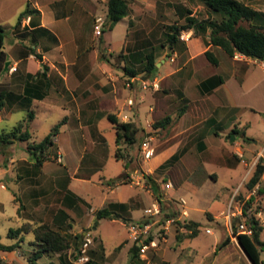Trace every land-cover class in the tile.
Wrapping results in <instances>:
<instances>
[{
    "label": "crops",
    "instance_id": "1",
    "mask_svg": "<svg viewBox=\"0 0 264 264\" xmlns=\"http://www.w3.org/2000/svg\"><path fill=\"white\" fill-rule=\"evenodd\" d=\"M98 1L28 0L35 12L22 21L21 28L25 29V34L21 37H18V34L14 35L16 41L10 50L4 47L7 63L1 72L0 91L9 90L30 97L29 108L35 112V118L36 111L33 109L35 105L45 108L47 105H59L66 111L63 125L65 128L61 129L54 139L62 164L54 175L46 176L43 173V168L50 160L44 162L41 167H37L24 151L17 153L12 150L9 154L8 163L18 172L17 181L21 186L20 194L24 201L21 214H18L19 204L16 203L18 217L23 218L25 222L44 223L49 220L48 216L51 212V221L54 224L57 222L63 228H73L76 231L72 222L88 217V223L81 227L93 226L92 221L95 222L97 210L110 203H124L127 205L126 214L131 218V223L148 219L145 214L138 219L134 217L135 210L145 207V193L125 197L118 191L121 184H128L131 188L137 186L145 190L143 186L134 182L129 183L124 179L116 182L107 181L102 186V190L107 194L102 197L98 207L87 203L71 189L74 182L91 180L93 173L102 170L105 160L111 156V149L105 135L106 128L101 127V123L108 121L114 129L109 119L111 114L116 115L120 121L134 122L139 127L137 140L140 138L141 131L140 115L146 114L149 130H145L147 133L142 137L141 143L149 138L156 141L162 136V140L156 144L157 152L154 154L156 156L159 153V156L149 168H145L140 158H132V162L121 158L124 163L121 176L134 172L144 173L150 177V179L147 178L149 190L145 191L152 197V204L159 200V182L165 179L166 173H173L180 163H184L187 167L185 168L187 173H192L191 186L195 190L200 189L209 177L217 180L219 178L217 169L236 168L239 158L234 154L237 150L235 151L232 143L235 141L241 143L239 149L242 153H249L250 160L244 163L247 173L241 176L240 181L245 185L253 173V170L250 172V167L256 157L264 152V147L261 149L256 147L259 141L248 136L247 129L250 127V122H243L241 116L248 109L254 112L260 111L253 108L248 100L247 96L254 91V88H245V82L257 67L264 71V61L248 56L244 59H235L221 47L209 44L210 31L202 29L184 30L183 32L191 34L190 41L186 42L180 38L179 43L173 47L167 42L166 32L164 33L165 42L159 47L147 46L148 42L137 43L134 50L123 52L127 46V33L120 55L115 54L111 46H106L101 38L106 29L105 25L100 37L96 36L95 28L94 37L91 39L84 33L85 22L95 24L96 18L102 16L98 13ZM239 1L264 12V0ZM178 9L189 10L184 7H178ZM102 17L106 19L107 13ZM127 17L121 21L128 20ZM129 25L128 23V28ZM97 39H100L99 43ZM167 48L172 51L163 53ZM105 50L109 51L108 56ZM207 51L212 52L216 63L209 59L206 55ZM150 53H154L156 57L157 70L153 73L143 69L146 56ZM12 67L15 69L12 70ZM128 69L135 70L137 75L132 76ZM218 77L224 79L221 84L214 86L211 90L205 88L203 82ZM145 81L150 84L158 81L159 87L149 86L145 89L143 87ZM260 82L264 85V77L260 78ZM184 99L188 102L181 117L164 133L155 130L153 124L166 115L176 114ZM29 108L21 105L20 102L12 101L0 111V122L10 119L17 111H25ZM235 128L244 130L246 136L252 139L253 145L246 147L245 143L248 142H245L242 136V140H239L240 136H236L235 141H232L234 133L230 138L229 136ZM227 138L232 143H229ZM61 140L72 147L73 155L65 154V150L59 145ZM17 142L19 141L14 144ZM116 146L118 148L117 133ZM124 146L127 145H120V147ZM131 149L134 151L135 148ZM163 150L165 153H161ZM117 159L120 160V158ZM201 164L211 169L202 171ZM5 166H7L6 162L0 163V169ZM163 171L166 173L164 174ZM172 181L165 179V183L173 184L172 189L182 184L181 180ZM1 185L7 189L5 184L1 183ZM239 191L241 192V189ZM239 191L231 192L227 209L220 212L225 216L226 226L231 221L227 213L234 197L236 196L237 200L240 199ZM245 194L248 195V192ZM171 196L176 199L183 198L173 194ZM187 211L189 216L184 220L198 222L191 218L188 209ZM258 217L263 222L261 213ZM108 220L120 222L129 230L130 223L127 224L119 219ZM228 228L230 234L223 231L215 243L218 246L226 238H230V242L217 252L216 257L209 264H238L229 260L233 252L241 257L246 256L249 264H253L238 239L232 235L229 226ZM181 229L191 232L185 227ZM200 229L202 230V224ZM81 233L84 235L85 231ZM211 233H213L212 230ZM175 236L176 230L173 229L166 241L161 242L159 252L163 256L168 255L171 264H190L179 258L182 252L193 244L192 237H185L178 244L175 252H168V246L176 241ZM121 248L124 249V246ZM16 252L22 254L18 249L10 252L0 250V258L4 264H7L5 260L16 263L17 258L7 255V253ZM148 252L147 259H143L139 254L138 258L142 262L138 264H151ZM22 255L24 257L19 259L21 264H28L27 254Z\"/></svg>",
    "mask_w": 264,
    "mask_h": 264
},
{
    "label": "rangeland",
    "instance_id": "2",
    "mask_svg": "<svg viewBox=\"0 0 264 264\" xmlns=\"http://www.w3.org/2000/svg\"><path fill=\"white\" fill-rule=\"evenodd\" d=\"M128 1L130 8L129 16L127 17L128 20L119 22L113 30H106L101 36L105 42L104 44H106V46H111L112 51L115 54L121 53L127 33V46L124 48L123 52L127 50H134L137 43L148 42L147 46L151 45L159 47L165 42L164 33L171 31L168 27L176 25L177 23H182V21H184L182 15V12L184 11H180L178 7H184V9L191 10L193 15L197 16L199 20L205 19L209 16L208 9L201 0ZM107 2L108 0L98 1V13L102 14V16H105L107 13ZM27 7L28 0H0V25H3L7 28L5 37V48L7 50H10L16 41L14 35L17 36L18 34V37H21L25 34V29L21 28L22 25H18V19L19 15L25 11ZM128 23L130 24L129 28ZM83 28L87 37L90 39L94 37L95 27L92 22L88 24L85 22ZM193 36H195L194 33ZM100 39H97V43L100 42ZM105 51L106 56H108L109 51ZM167 51L171 52L172 50L167 48L164 49L163 53ZM261 77H264V71L262 68L257 67V69L254 70L252 75H250L245 82V88H254V91H252L247 96L248 100L251 102L253 108L260 111L254 112L248 109L241 115L243 117V122H250V127L247 129V134L250 137H254V140L259 141L258 145H256L258 149L264 147V85H261ZM144 92L146 91L144 90ZM33 109L36 111V118L33 121L28 120V109L25 111H17L11 116L10 119L0 122V133L4 130L9 131L19 123L23 122L25 124L24 129L28 130L32 134L33 140L38 142L41 141L55 125L64 120L66 112L59 105H47L46 108L35 105L33 106ZM140 116V138L134 145V151H132L131 147L124 146L121 147L122 151L120 153L125 155V159L129 160L130 162H132V158H140L144 163L145 168H149L153 161L156 160L157 156H159V153L145 162V159L141 154L140 145L142 144V137L147 133L145 130H149V127L146 114L142 113ZM101 127L102 129L106 128L105 135L108 140L109 148L111 149V156L105 160V166L102 170L93 173L91 180L84 182H74L72 184L73 186H71V189L74 193L95 207L100 206L102 197L107 194L106 191L102 190V186L106 184L107 181L119 178L123 173L122 167L124 164L121 158L120 160L116 158V131L111 128V125L108 121L101 123ZM63 128H65V126H63L61 129ZM150 130H152V128H150ZM160 140H162V136H160L156 141L149 138V141L155 149V153L157 152L156 144L160 142ZM227 140L229 143H232L228 138ZM239 140H242L241 136L239 137ZM232 144L235 147V151L241 148V143H236L235 141ZM59 145L65 150L66 155L74 154L72 147L67 142L61 140ZM252 145V141L245 143L246 147ZM12 150L16 151L17 153L24 151V153L33 160L31 153L27 149V143L23 141H19L14 145L8 146L5 149V152L0 155V163L6 162L7 164V166L0 169V203H2L0 206V236L1 241L8 245L15 244L19 241L18 239L9 237L10 229H16L26 223L23 218L18 217L16 209L17 202H15V198L17 197L19 199V203L17 204H21L24 201L22 195L20 194L21 186H19L17 181L18 172L13 165H9L8 163L9 154ZM75 151L77 152V148ZM163 152L165 153L164 150L161 153ZM234 154L238 156L236 152ZM248 157L249 153L246 152V154H244V158L247 160V162L250 160ZM60 161L61 157L55 145L50 150V162L43 168V173L46 176L54 175L55 171L59 170V168L62 166ZM238 161L237 167L234 169H217L219 178L214 180L209 177L198 190H195L191 186V182H193L191 181L192 173L189 174L186 172L185 168L187 167L184 166V163H180L179 166H177V169H174L173 173H166L163 171L164 174L166 173L165 179L167 181L171 179L173 180L172 182H177L179 180L182 182L179 187L171 190L165 188V179H162L159 182V199L163 201L162 203H170L172 205L171 208H167V212L173 213L174 210H178L180 215L182 212L180 199H176L174 196H171V194L177 196L178 198L183 197L187 201L186 208L189 210L191 218L196 219L202 224V230L199 236L192 238L193 244L191 247H188L182 252L179 260H186L190 264H209L217 255V253H215L217 249L215 240L221 236L223 231H225L228 235L230 234L228 226L230 227L231 231H233L230 225L226 226L225 216L223 214L221 215L220 212L223 209H227L231 192H237L240 189L243 193L247 192L244 183H240L242 179L241 176H245L247 173V170L244 168L245 162L240 159ZM200 169L202 171H207L208 169H211V167L201 164ZM127 176L128 174H126L125 181L129 182L127 180ZM1 183L5 184L7 189H4ZM34 185L37 186L38 184ZM144 189L146 191L149 190L148 181L146 182ZM145 190L140 189L137 186L131 188L128 184H121L118 188V191L122 192L125 197L136 195L138 193H145V207L135 210L134 217L137 219L140 216H143V214L146 215L145 209L152 205V197H150ZM261 203V219L263 220L261 240L264 241V193L262 194ZM34 217H36V215H34ZM48 217L49 220L44 223H48L56 227L51 221V212L49 213ZM209 217L214 219H210ZM147 218L149 219L148 216ZM88 220V217H82L81 220L72 222L73 227L76 228V231L73 230V228L69 229L68 231L72 245L70 249L63 252L69 257V259L75 261L74 250L77 247L75 233L91 231L95 236V243L91 246V250L94 251V256L97 259H101V257L104 256V264H138L139 262H142V260L138 257L132 258L130 251H127L133 241L129 239L130 233L126 225L121 224L120 222H111L108 219H102L99 221L98 227L93 228V226H90L87 228H82L81 226L83 224H87ZM150 220H156L155 226L151 231V237L158 238V246L151 248L148 252L150 263L157 264L158 262L159 264H171L170 257L168 255L163 256L159 252L161 242H165L168 238V234L173 229H175L176 241L174 244L168 246V252H175L178 244L182 242L185 237H189V232L181 229L182 224L179 221L172 223L170 231L166 232L163 228V225L166 224L167 220L165 221L163 217L153 219L151 218ZM93 223L94 221H92V224ZM208 228L211 229L213 233H207L206 229ZM63 232L66 233V231ZM234 237L237 238L236 236ZM24 238L25 241L21 242L17 249L18 251H21L22 254H28L29 250L33 248L30 243L34 240V235L32 233H27L24 235ZM121 245L124 246V249H117ZM133 245L134 244H132V246ZM22 254H18L17 252L7 253V255H13L18 260L16 263H11L8 260H5V262L7 261V264H21L19 259L24 257ZM230 256L231 257L229 260H232L233 262H237L238 264H249L247 257L244 255L241 257L233 252ZM57 257L58 256L55 255L52 257V259L57 261ZM261 260V264H264V251L261 252Z\"/></svg>",
    "mask_w": 264,
    "mask_h": 264
},
{
    "label": "trees",
    "instance_id": "3",
    "mask_svg": "<svg viewBox=\"0 0 264 264\" xmlns=\"http://www.w3.org/2000/svg\"><path fill=\"white\" fill-rule=\"evenodd\" d=\"M206 8L208 9L209 16L205 19L199 20L197 16L192 15L191 10H185L182 12L183 19L182 23L169 26L171 30L167 32V42L170 46H174L179 43L180 35L184 30H209V41L208 43L213 46L221 47L227 54L234 57L235 54L241 53L250 58L264 61V12L255 10L251 6L239 1V0H201ZM107 17L105 21L106 30H112L123 18L129 15V1L128 0H108L107 2ZM35 11L31 8L30 2L28 7L19 15L18 25L22 24V21L28 15L33 14ZM7 28L0 25V76L4 69L7 60L5 47V37ZM206 55L209 59L216 63V60L211 51H207ZM143 69L148 73H153L157 70L156 57L154 53L147 54L146 63ZM129 70V69H128ZM129 74L136 76L137 72L130 69ZM224 81L222 77L216 79H209L203 82L206 89L211 90L214 86L221 84ZM20 102L25 107H30L31 98L23 96L9 90L0 91V111L7 106L8 103ZM187 100L184 99L182 106L178 109V112L174 115H166L165 117L157 120L153 124V128L158 130L160 133H164L168 130L187 108ZM28 120L32 121L35 118V112L28 109ZM114 129L117 133V145L116 150L117 158H125V155L121 154L122 151L120 145H127L134 147L137 143V134L139 127L134 122H123L118 119L116 115H109ZM65 123V119L55 125L51 131L41 140H33L32 134L25 130V124L19 123L9 131H2L0 133V155L5 152V149L14 144L16 141H23L27 143V149L31 153L35 166L41 167L44 162L50 160V150L55 146L54 139L60 133L61 128ZM236 136H242L245 142H251L252 139L246 136V133L238 129H233L230 133L229 138L232 134ZM238 157V156H237ZM239 158V157H238ZM240 159V158H239ZM241 160V159H240ZM126 174L114 179L113 181L125 180ZM148 179L150 177L147 176ZM264 157H261L256 163L251 177L246 181V191L253 190L259 183H262L260 188V194L264 193ZM240 192V191H239ZM245 192L239 193L241 200L246 199ZM253 198L247 200L244 206V216L246 222L253 229L252 235H246L243 233H237V223L240 221V217H237L233 221V235H235L241 244L242 248L251 259L253 264H261V252L264 251V241L261 240V234L263 231V225L260 218L256 215H248L247 210L251 207ZM19 199H15L18 202ZM163 202V201H161ZM170 203H162V214L161 217L166 221L169 218L178 217L179 211L174 210L173 213L167 212V208H171ZM24 206L19 204L18 214H21ZM173 209V208H172ZM127 205L124 203H110L108 206L97 210L95 216V222L93 228L98 227L99 221L102 219H119L129 224L132 222L126 214ZM150 219L139 221V224H145L150 222ZM56 227L48 223H33L26 222L21 227L16 229L12 228L9 232L10 238L18 239L19 241L15 244H4L1 241L0 236V250L1 251H13L20 246L21 242L25 241L24 235L32 233L34 240L30 243L33 248L27 254L28 264H76L74 261L69 259L63 252L67 251L71 247V238L68 233V228H63L59 223L55 222ZM183 226L190 230L189 237H196L200 232L201 224L196 221H185ZM63 231H66L64 233ZM84 235L78 233L75 235L77 241V247L74 250V260L77 259L80 251V245L82 244ZM152 237L149 238V240ZM148 240V241H149ZM147 241V242H148ZM230 242V238H226L220 244H218L216 252L222 249ZM123 245L118 247L120 249ZM132 258L139 257L140 247L134 244L130 248ZM94 251L90 250V260L84 264H104L103 259H97L94 256ZM57 255L58 260H53L52 257ZM47 259V260H46ZM0 264H4L0 258ZM167 264V263H163Z\"/></svg>",
    "mask_w": 264,
    "mask_h": 264
},
{
    "label": "built area",
    "instance_id": "4",
    "mask_svg": "<svg viewBox=\"0 0 264 264\" xmlns=\"http://www.w3.org/2000/svg\"><path fill=\"white\" fill-rule=\"evenodd\" d=\"M105 21L106 19L102 16H99L96 18L94 27H95V34L97 37L101 36L103 29H104ZM180 38L181 40L188 42L191 39V34L187 32H182L180 35ZM234 57L236 59H244L246 55L237 52ZM11 69L14 70L15 67H12ZM149 86L158 88L159 83L158 81H153L151 84L147 81L143 82V87L145 89H148ZM141 154L143 155V158L145 160H149L154 156L155 149L152 146L149 139L144 141L141 144ZM236 154H238L239 158L242 161H244L245 163L247 162V160L244 158V154L240 151V149L236 151ZM261 157H264V152L260 153V155L256 157L254 163L250 167V172L254 169L256 163ZM127 180L130 183L134 182L137 185H141L145 187L146 182H147V175L144 173H134L133 172V173L128 174ZM165 187L167 189H172L173 184L171 182H166ZM261 187H262V183H259L253 190L248 192V195L246 196L245 200H241V199L237 200L236 196L234 197L233 203L227 215L231 219L229 225L231 226L232 229H233L234 219H236L237 217L241 218L240 221L237 223V233H243L246 235L253 234V229L248 225V223L246 222V217L244 216V206L246 205L247 200H249L250 198H253L251 202V207L247 210L248 215L258 216L261 213L262 195L259 192ZM180 205L182 207L181 214L178 215V217L167 219L166 224L163 225V228L166 232L170 231L172 223H175L178 221L182 224L181 227H184L183 226V223L185 222L184 219H186V217L189 216L187 208H186L187 201L181 198ZM145 213L149 218H152V219L161 217V214H162L161 200L159 199L153 202L151 206L146 208ZM155 223H156V220H151L150 222H147L145 224H139V223L129 224L130 239L133 241L134 244H137L140 247V256L143 259H147L146 254L149 249L158 246L157 237H154L149 240V238L151 237V231L153 227L155 226ZM207 233H211V230L207 229ZM94 243H95L94 234L91 231H86L84 234L82 244L80 245V251L78 253V257L74 261L76 264H84L90 260V257H91L90 250H91V246Z\"/></svg>",
    "mask_w": 264,
    "mask_h": 264
},
{
    "label": "water",
    "instance_id": "5",
    "mask_svg": "<svg viewBox=\"0 0 264 264\" xmlns=\"http://www.w3.org/2000/svg\"><path fill=\"white\" fill-rule=\"evenodd\" d=\"M235 139H236V135L233 134V135H232V141H235ZM240 245H241V244H240Z\"/></svg>",
    "mask_w": 264,
    "mask_h": 264
}]
</instances>
